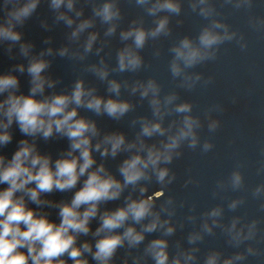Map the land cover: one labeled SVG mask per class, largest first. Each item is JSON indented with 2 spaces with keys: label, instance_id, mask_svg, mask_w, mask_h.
<instances>
[{
  "label": "clouds",
  "instance_id": "obj_1",
  "mask_svg": "<svg viewBox=\"0 0 264 264\" xmlns=\"http://www.w3.org/2000/svg\"><path fill=\"white\" fill-rule=\"evenodd\" d=\"M42 3L51 23L38 15ZM128 3L142 14L122 27L121 0H0V48L20 61L0 73V264H248L250 258L264 264V215L238 214L249 196L264 213V142L255 170L262 179L254 187L246 184L245 161L236 158L212 189V199L221 202L203 211L171 188L177 181L171 166L185 149L201 155L215 149L210 137L222 127L219 117L226 111L216 102L197 114L194 102L182 99L178 89L194 92L214 85V76L195 69L216 62L222 46L248 51L246 33L228 23L221 9L245 14L249 31L264 39V15L253 11L258 0ZM185 3L205 23L195 36L175 38L172 20L177 26L184 23ZM34 17L46 32L62 25L64 42L54 47L48 36L43 40L47 47L36 51L23 31ZM113 38L122 45L114 64ZM162 39L172 40L167 68L173 89L165 92L155 76L118 78L146 71L150 64L142 51ZM152 54L158 58L161 49ZM93 56L98 59L90 61ZM57 57L76 73L70 84L51 73ZM25 75L27 93L21 90ZM145 102L150 114L127 119L137 103ZM230 102L237 104L239 97ZM105 117L117 124L127 119L133 135L105 130L99 124ZM205 127L209 138L201 136ZM14 130L22 138L9 156L4 149L12 144ZM60 140L67 147L55 155L41 151V141ZM110 161L116 162L115 170ZM199 183L188 174L183 187ZM226 213L233 215L226 220ZM178 232L183 235L177 237ZM217 235L231 254L219 248L202 251L206 240Z\"/></svg>",
  "mask_w": 264,
  "mask_h": 264
}]
</instances>
